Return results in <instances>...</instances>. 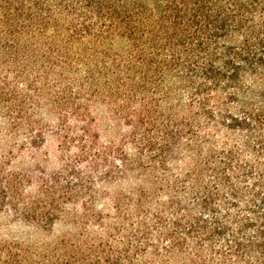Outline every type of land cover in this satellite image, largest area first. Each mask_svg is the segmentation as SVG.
Listing matches in <instances>:
<instances>
[{"label":"trees","instance_id":"16d2710c","mask_svg":"<svg viewBox=\"0 0 264 264\" xmlns=\"http://www.w3.org/2000/svg\"><path fill=\"white\" fill-rule=\"evenodd\" d=\"M0 120L73 157L0 162V211L83 229L0 264H264V0H0Z\"/></svg>","mask_w":264,"mask_h":264},{"label":"rangeland","instance_id":"374dc122","mask_svg":"<svg viewBox=\"0 0 264 264\" xmlns=\"http://www.w3.org/2000/svg\"><path fill=\"white\" fill-rule=\"evenodd\" d=\"M49 121L46 115L42 116ZM44 129L43 141L38 143V148L35 153H30L26 149L23 137L20 135L13 137L8 132L4 123L0 120V162L3 163L4 168H7L13 172L20 173L26 170L38 171L39 173H49L56 171L61 167L62 163L67 159H72V153L65 150V147L60 149L59 138L52 132ZM103 136V135H102ZM108 135L104 136L107 139ZM233 137V135H231ZM63 160V161H62ZM151 164V163H150ZM139 182L133 180L129 181H115L107 183L105 191L107 195H118L119 197L127 196L131 190H135ZM96 207L98 210L103 209V204L108 201H102V199H96ZM68 212L75 209L77 215L81 214L82 209L79 206H74L72 203L66 207ZM108 209V207H105ZM104 209L103 214L107 211ZM71 218V217H69ZM96 229V228H93ZM82 225L75 223L71 219L62 218L58 219L51 228L46 230H35L29 225H25L22 222L14 221L10 214L0 211V240L11 239L16 241H30L37 244L49 243L54 239L65 238V236L78 235L82 231Z\"/></svg>","mask_w":264,"mask_h":264}]
</instances>
